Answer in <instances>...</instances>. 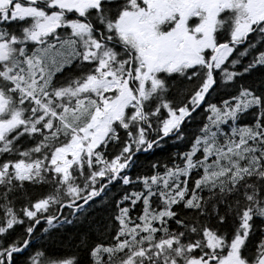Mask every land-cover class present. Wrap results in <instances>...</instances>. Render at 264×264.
<instances>
[{"label": "trees", "instance_id": "trees-1", "mask_svg": "<svg viewBox=\"0 0 264 264\" xmlns=\"http://www.w3.org/2000/svg\"><path fill=\"white\" fill-rule=\"evenodd\" d=\"M19 1L46 13L58 11L61 17L55 28L36 39L32 32L41 21L39 16L5 18L0 9V42L7 44L0 71L14 63L29 68L27 58L42 51L59 55L65 63L51 79L26 76L35 99L0 73V95L4 98L0 122L16 121L0 131L1 264H9V259L10 264H90L98 256L108 260L106 264H124L138 253L143 264L172 258L181 264L205 251L206 231L236 234L250 210L257 234L261 231L264 21L255 23L252 32L237 44L238 10L222 9L215 22L214 41L217 47L234 44L226 60L211 70L213 50L207 48L199 63L156 70V86L147 92V98L139 95L138 85L133 87L136 100L110 122L106 136L93 152L64 176L55 169L54 153L85 126L100 107L101 94L87 90L74 95L63 90H78L77 82L94 74L95 62L87 60L86 53L91 41L98 42L101 36L112 40L106 46L117 62H123L121 72L127 74L131 65L134 69L136 50L124 45L126 39L115 22L123 11L133 10L143 1L100 0L82 12L60 9L51 5L53 0ZM178 18L176 14L161 21L157 30L164 33L172 29ZM203 19L202 14L190 16L188 31L194 32ZM79 22L89 30L78 31ZM48 96L60 111L77 120L75 126L42 107ZM183 108L188 112L179 126L164 132L169 111ZM217 110L224 112L230 123V118L242 122L246 116V127L217 134L219 145L210 142L207 146L214 150L208 154L207 147L196 144L208 125L212 128V123L223 122L215 119ZM195 146L199 149L192 157L189 152ZM246 147L253 148L239 162L240 168L227 163L225 171L217 170L220 175L215 181L197 184L204 172L202 162ZM19 162L33 169L21 175L15 168ZM41 202H47L46 208L29 215ZM258 240H249L245 251L257 252V245L264 250V241ZM158 244H163L164 250L158 252L157 259L154 250ZM261 251L243 256L257 261Z\"/></svg>", "mask_w": 264, "mask_h": 264}, {"label": "rangeland", "instance_id": "rangeland-1", "mask_svg": "<svg viewBox=\"0 0 264 264\" xmlns=\"http://www.w3.org/2000/svg\"><path fill=\"white\" fill-rule=\"evenodd\" d=\"M100 0H53L51 5L60 9L76 10L82 12L88 6L98 5ZM141 7L135 4L133 10H125L115 22V27L121 33L122 38L126 39L124 45H132L135 51L134 69L131 65V70L127 74H123V62L116 61V58L111 56L108 51L107 43H111V39L101 36L99 41H91L87 60L95 62L94 74L85 76L84 79L77 82L78 90L67 88L63 91L74 95L83 94L87 90H92L97 95L101 94V104L97 107L90 116V119L85 126L75 133L72 140L65 146L58 148L54 153L53 162L55 169L63 172L64 176L69 174L72 165L80 164L82 158L89 156L93 149L106 136L110 122L113 119L119 118L125 112L136 96L134 88L138 85V93L140 96L147 98V92L151 93L156 86L153 73L158 69H175L183 64H195L203 61L202 51L209 48L213 50L209 62L214 66L222 64L226 58L232 53L234 44H225L216 46L214 41V27L219 12L227 7H236L238 10V23L234 33V43L236 41L243 42L247 33L251 31L253 24L261 21L264 17V0H142ZM11 7L9 9L8 7ZM0 9L3 11L5 18H21L25 16L35 15L41 18V21L32 32V37L39 39L43 34L49 32L59 23L61 13L54 11L46 13L43 10L37 9L33 5L24 4L19 0H0ZM10 10V12L8 11ZM179 16L172 29L162 33L157 30L159 23L174 15ZM204 15V19L197 23L194 32H189L187 28L188 18L192 15ZM241 15V16H240ZM264 20V19H263ZM78 31H88L89 28L83 22L76 24ZM104 40H103V38ZM6 43L0 42V60L6 58ZM106 46V47H105ZM28 67L22 66L19 68V63H14L0 73L8 78L13 83L19 85L22 90L30 97L34 98L35 91L26 81V76L38 75L39 78L45 80L51 79L54 73L61 68L65 63L59 55H54L52 52H37L27 58ZM26 84H25V83ZM151 83V84H150ZM206 86L204 87L205 91ZM202 91V92H203ZM96 96V95H95ZM95 96L93 98H95ZM202 96L198 94L199 100ZM35 99V98H34ZM4 98L0 95V110L3 107ZM36 101H38L36 99ZM42 104L44 109L49 110L56 117L63 119L66 123L75 126V121L58 109L56 101L52 97H47L46 104ZM188 110L183 108L178 112L175 110L169 111V116L164 120L163 130L166 133L171 132L179 126L181 119L187 114ZM216 112V111H215ZM224 112L217 110L215 119H221V123H212V128L208 125L203 137H200L197 146L206 149L207 153H211L214 149L207 145L212 144L218 146L219 140L217 134L225 133L227 129L236 132L238 128L244 129L246 125L243 123L246 119L244 116L242 122H237V119L230 118L233 123L228 122L223 117ZM222 117V118H221ZM16 121L0 122V131L7 130ZM195 146L189 155L194 157L199 148ZM239 146V145H238ZM253 147L244 149H231L230 153L222 154L212 161L202 162L204 172L197 181V184H210L216 180L217 170L225 171L226 164L234 166V169L240 168V161L246 159V154ZM210 149L212 150L210 152ZM252 159L253 157L250 156ZM231 159L234 162H231ZM249 165V164H248ZM230 166V167H231ZM190 166H187L188 169ZM243 167V166H242ZM16 170L26 176L33 167L23 162H19L15 166ZM214 169V171L212 170ZM233 168V167H231ZM233 169V170H234ZM185 169H183L184 171ZM216 170V171H215ZM236 171V170H235ZM246 171V169H244ZM216 176V177H215ZM125 182H128L126 178ZM47 202H41L34 206L33 210L29 211V215H36L41 210L46 208ZM40 221V220H39ZM36 222V224L39 223ZM148 226V225H147ZM214 234L206 231V248L208 245L218 244L213 238ZM240 241V239H239ZM166 241L165 243H167ZM163 243V244H165ZM158 244L154 250L156 258L158 252H163L164 245ZM193 248V247H192ZM16 251V250H15ZM14 253V252H12ZM12 253L8 257L11 258ZM137 258L131 257L124 264H143ZM261 257V255H260ZM158 259V258H157ZM2 259H0V264ZM108 260L103 257H96L90 264H106ZM254 264H261L258 256ZM10 264V259H9ZM156 264H180L173 258L169 261H157ZM181 264H206L203 258L194 257L188 259ZM215 264H252L245 257L238 256L234 252L227 257H222Z\"/></svg>", "mask_w": 264, "mask_h": 264}, {"label": "flooded vegetation", "instance_id": "flooded-vegetation-1", "mask_svg": "<svg viewBox=\"0 0 264 264\" xmlns=\"http://www.w3.org/2000/svg\"><path fill=\"white\" fill-rule=\"evenodd\" d=\"M264 17L261 18V21L263 22ZM257 23V22H256ZM254 26V24H253ZM252 26V27H253ZM253 29V28H252ZM252 29L250 32H252ZM249 32L247 33V35ZM247 37V36H246ZM235 43L239 44V41H236ZM254 216L253 212L250 210L245 215V219L243 221V225L241 224V229L237 231L236 234H232L233 232L229 233L228 230L224 233V235H218L215 231L208 230L207 232H211L214 234L213 238L218 242V244L214 245H208V248L201 253V255L198 256V258L202 257L204 262L206 264H215L219 260L222 259V257H227L231 253H235L238 256H243V253L251 256L254 253H257L261 251V248L257 245V252L255 250H250L249 248L245 251L246 245L250 241H254L256 239H260L264 241V225L261 227V231L257 234L255 222H253L252 217ZM234 231V230H233ZM240 239V241H239ZM260 240H258L260 242ZM264 250H262L259 254L262 255ZM252 264H254L253 261H250ZM67 264V263H62Z\"/></svg>", "mask_w": 264, "mask_h": 264}, {"label": "water", "instance_id": "water-1", "mask_svg": "<svg viewBox=\"0 0 264 264\" xmlns=\"http://www.w3.org/2000/svg\"><path fill=\"white\" fill-rule=\"evenodd\" d=\"M211 70H212V63L210 64ZM212 79H211V84H212ZM102 189H100L99 192H101ZM91 198L87 199L85 202H83L82 204H80L79 206L83 205L84 203H86L88 200H90ZM260 263L264 264V252L262 253L261 257H260Z\"/></svg>", "mask_w": 264, "mask_h": 264}]
</instances>
